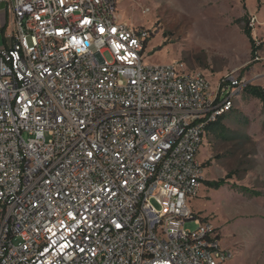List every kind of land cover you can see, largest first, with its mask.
I'll list each match as a JSON object with an SVG mask.
<instances>
[{"label": "built area", "instance_id": "obj_1", "mask_svg": "<svg viewBox=\"0 0 264 264\" xmlns=\"http://www.w3.org/2000/svg\"><path fill=\"white\" fill-rule=\"evenodd\" d=\"M2 3L0 264H225L191 202L246 81L148 62L119 0Z\"/></svg>", "mask_w": 264, "mask_h": 264}, {"label": "rangeland", "instance_id": "obj_2", "mask_svg": "<svg viewBox=\"0 0 264 264\" xmlns=\"http://www.w3.org/2000/svg\"><path fill=\"white\" fill-rule=\"evenodd\" d=\"M119 12L125 22L149 29L148 62H179L214 84L234 73L247 85L264 87V0H119ZM246 14L261 45L255 56L246 21H240ZM5 17L0 15V47L12 28L1 24ZM231 111L224 123L237 133L226 141L206 133L198 159L204 180L233 176L218 190L203 185L192 209L217 226L221 246L232 254L225 264H264V107L242 90ZM233 184L263 195H247ZM185 227L197 225L187 221Z\"/></svg>", "mask_w": 264, "mask_h": 264}, {"label": "trees", "instance_id": "obj_3", "mask_svg": "<svg viewBox=\"0 0 264 264\" xmlns=\"http://www.w3.org/2000/svg\"><path fill=\"white\" fill-rule=\"evenodd\" d=\"M241 20L246 21V24L244 26V32L247 35L250 41V44L252 46V54L253 56H255L257 51L261 48V45H259L253 37L252 27L250 26L247 14L244 15L240 19V21ZM243 91L252 97L258 98L262 102L263 107H264V87L248 84L244 87ZM231 115H232V111L230 109V111H226L222 115L218 116V118L214 122H211L207 126L208 132L212 133V135H214L215 137L219 138L222 141L229 140L230 137L234 136L235 133H237V132L230 131L224 123V120ZM232 176H233V173L229 172L225 177H221V178L213 179V180H204L203 183L206 187L210 189L218 190L222 188L223 186H225L226 184H228L229 182L228 180L232 178ZM233 186L235 188H239L241 192L247 195H250V196L259 197L263 195L261 191L253 190L246 186L237 187L234 184Z\"/></svg>", "mask_w": 264, "mask_h": 264}, {"label": "crops", "instance_id": "obj_4", "mask_svg": "<svg viewBox=\"0 0 264 264\" xmlns=\"http://www.w3.org/2000/svg\"><path fill=\"white\" fill-rule=\"evenodd\" d=\"M6 6H5V3H2V4H0V15H4V13H3V10H4V8H5ZM2 12V13H1ZM207 134L209 133L208 132V130H207V132H206ZM205 143H206V138H205V141H204ZM202 148V147H201ZM193 201V200H192ZM191 206H192V202H191ZM193 207V206H192ZM196 212V211H195Z\"/></svg>", "mask_w": 264, "mask_h": 264}]
</instances>
